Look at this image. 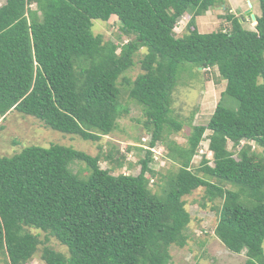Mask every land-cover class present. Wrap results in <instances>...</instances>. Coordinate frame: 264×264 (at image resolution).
I'll list each match as a JSON object with an SVG mask.
<instances>
[{
	"label": "trees",
	"instance_id": "obj_1",
	"mask_svg": "<svg viewBox=\"0 0 264 264\" xmlns=\"http://www.w3.org/2000/svg\"><path fill=\"white\" fill-rule=\"evenodd\" d=\"M257 1L254 29L226 14L227 29L200 32L194 17L218 0H3L0 117L15 109L54 130L98 141L126 112L117 80L144 47L142 72L122 82L142 106L150 134L135 175L113 174L100 167L99 155L59 144L0 156L5 264H27L39 245L46 264H171L169 247H182L188 238L183 197L198 187H204L201 207L221 200L214 228L220 242L244 252L243 264H264V0ZM189 11L184 33L175 36ZM111 16L129 38L120 46L92 32V20ZM182 63L215 68L225 81L207 122L191 124L184 145L167 140L182 128L171 107ZM206 131L212 165L203 155L192 168ZM165 141L176 168L159 176L163 186L154 192L151 148ZM104 157L112 160L110 152ZM73 160L85 163L86 177L72 172ZM32 230L44 232L45 240ZM49 237L67 255L44 244Z\"/></svg>",
	"mask_w": 264,
	"mask_h": 264
},
{
	"label": "rangeland",
	"instance_id": "obj_2",
	"mask_svg": "<svg viewBox=\"0 0 264 264\" xmlns=\"http://www.w3.org/2000/svg\"><path fill=\"white\" fill-rule=\"evenodd\" d=\"M2 3L3 0H0V5ZM248 10L258 16L260 14L258 1L218 0L204 14L194 17L195 26L200 32L224 30L229 27L225 15L231 14L240 18L244 28L254 29L256 20H252L249 14H246ZM191 17L192 12L189 11L180 18L174 28L175 36L184 33L185 25ZM92 22V32L100 34L104 41L109 40L120 46L129 39L121 34L120 23L115 16H111L107 21L92 20ZM116 51L119 52V48ZM145 51L144 47L136 51L133 66L117 80L120 89L119 101L126 112L117 119L116 127L110 134L101 136L98 141L84 140L76 134L54 130L33 116L22 114L13 109L0 117V156H11L28 146L48 147L51 144H59L91 156L99 155L100 167L109 168L113 174H137L140 169L138 159L144 156L150 134L142 124L144 120L142 106L128 96V86L124 85L122 81L123 77L133 80L142 72L139 62ZM182 67L184 68L180 72L177 85L172 92L171 103L172 115L182 124V128L167 137V140H174L180 145L186 143L191 124L207 122L225 85V81L220 78L215 68L200 70L189 63L180 64V69ZM228 99L234 105L236 104L231 98ZM208 133V131L204 133L199 150L192 159V168L198 166L203 155L208 159V165H212V153L208 149ZM166 144L167 141L158 142L151 149L150 166L158 173L149 181V187L154 192L159 191L163 186V181H160L159 176H164L176 168V164L166 157ZM250 144L252 150L261 151V148L256 147L252 142ZM228 147L232 149L231 143L228 144ZM108 152L111 153L112 160L105 159L104 155ZM69 167L80 178L89 174L83 161L73 160ZM199 174L201 175V173ZM203 194L204 187H198L183 197L185 209L190 214L188 238L182 247L175 244L169 247L171 264H243L244 252L229 251L214 234L221 200L205 202L204 207H201ZM32 231L37 233L42 241L45 240L44 232ZM44 244L67 255L66 247L52 237H49ZM41 247L42 245L38 246L39 250L33 258L28 260L27 264H46L40 257ZM6 261V257L0 253V264H5Z\"/></svg>",
	"mask_w": 264,
	"mask_h": 264
},
{
	"label": "water",
	"instance_id": "obj_3",
	"mask_svg": "<svg viewBox=\"0 0 264 264\" xmlns=\"http://www.w3.org/2000/svg\"><path fill=\"white\" fill-rule=\"evenodd\" d=\"M246 14H249L250 18L255 20V15L251 11L248 10Z\"/></svg>",
	"mask_w": 264,
	"mask_h": 264
},
{
	"label": "built area",
	"instance_id": "obj_4",
	"mask_svg": "<svg viewBox=\"0 0 264 264\" xmlns=\"http://www.w3.org/2000/svg\"><path fill=\"white\" fill-rule=\"evenodd\" d=\"M200 152H202V151L200 150Z\"/></svg>",
	"mask_w": 264,
	"mask_h": 264
},
{
	"label": "clouds",
	"instance_id": "obj_5",
	"mask_svg": "<svg viewBox=\"0 0 264 264\" xmlns=\"http://www.w3.org/2000/svg\"><path fill=\"white\" fill-rule=\"evenodd\" d=\"M152 149V148H151Z\"/></svg>",
	"mask_w": 264,
	"mask_h": 264
}]
</instances>
